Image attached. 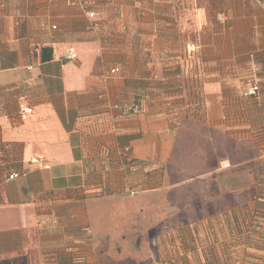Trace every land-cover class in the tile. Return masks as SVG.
<instances>
[{
  "label": "crops",
  "instance_id": "1",
  "mask_svg": "<svg viewBox=\"0 0 264 264\" xmlns=\"http://www.w3.org/2000/svg\"><path fill=\"white\" fill-rule=\"evenodd\" d=\"M263 129L257 0H0V264L90 262L82 246L145 213L217 222L202 263L244 264L231 240L264 225Z\"/></svg>",
  "mask_w": 264,
  "mask_h": 264
},
{
  "label": "rangeland",
  "instance_id": "2",
  "mask_svg": "<svg viewBox=\"0 0 264 264\" xmlns=\"http://www.w3.org/2000/svg\"><path fill=\"white\" fill-rule=\"evenodd\" d=\"M255 1V0H254ZM261 4V3H260ZM262 5V4H261ZM263 6V5H262ZM187 42L184 54L187 58L196 52L188 51ZM196 45V44H195ZM197 47V46H196ZM142 227L129 229L125 240L109 243H91L82 246L91 248L88 256L83 259L86 264H203L204 258L210 256L217 260L221 248L223 232L217 230V222H183L155 223L152 214H144ZM251 232L236 233L233 241L242 243L241 251L232 250L231 257L244 259V264H264V225L262 220L253 219ZM245 224V223H244ZM247 225L245 224V228ZM248 231V228H247ZM232 237V235H231ZM252 249H244L247 246ZM243 264V262L241 263Z\"/></svg>",
  "mask_w": 264,
  "mask_h": 264
},
{
  "label": "built area",
  "instance_id": "3",
  "mask_svg": "<svg viewBox=\"0 0 264 264\" xmlns=\"http://www.w3.org/2000/svg\"><path fill=\"white\" fill-rule=\"evenodd\" d=\"M257 1L259 3H261L263 5V8H264V0H257ZM99 15H100V13H98L96 11L90 13V17L91 18L98 17ZM187 48H188L189 52H193V51L196 50L197 47H196L195 44L189 43ZM75 57H76V54H75L74 49L69 50L67 52V54L65 55V58H68V59H75ZM258 91H259L258 86L254 85V86H251V88L248 90V93H249V95H256L258 93ZM33 112H34L33 107H31L29 105L25 104V105H22L20 107V114H21L22 118L28 117L29 115L33 114ZM30 162L33 163V164H37V165H41V164L42 165H46L48 167L47 161L44 159L43 156H41V157H33V158H31ZM18 176H19L18 173H13L9 177H10V180H12L13 178H16Z\"/></svg>",
  "mask_w": 264,
  "mask_h": 264
},
{
  "label": "trees",
  "instance_id": "4",
  "mask_svg": "<svg viewBox=\"0 0 264 264\" xmlns=\"http://www.w3.org/2000/svg\"><path fill=\"white\" fill-rule=\"evenodd\" d=\"M45 51H46V50H43V53H44ZM43 59H44V60H49L50 57H47L46 55L43 54ZM257 140H258V142H259L260 145L264 143V129H263V130H260V132H259V134H258V136H257ZM3 171H4V170H3ZM5 172L9 173V172H12V171H5ZM13 173H17V172H12V173H10V174H7L5 179H10L9 176L12 175ZM262 203H263V201H259V202H257V204H256L257 207H256V208H261ZM83 259H84V258H82V257H76V258H73V260H71L70 262H66V263H67V264H86V263L83 261Z\"/></svg>",
  "mask_w": 264,
  "mask_h": 264
}]
</instances>
